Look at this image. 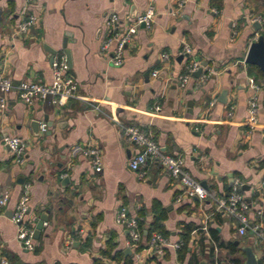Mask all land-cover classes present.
Instances as JSON below:
<instances>
[{"label":"crops","instance_id":"obj_1","mask_svg":"<svg viewBox=\"0 0 264 264\" xmlns=\"http://www.w3.org/2000/svg\"><path fill=\"white\" fill-rule=\"evenodd\" d=\"M256 3L191 0L174 14V0H34L28 6L23 0H0V76L14 85L51 83L52 58L68 51L77 85L75 98L64 107L41 101L27 107L12 91L0 109V197L9 194L0 208V259L12 264H124L101 252L111 242L114 251L132 259V253L125 256L127 231L116 216L125 209L137 217L143 209L148 223L153 210L163 213L167 246L164 256H143L135 264H187L190 254L198 256L199 264H234L235 259L243 264L246 247L264 264V243L250 230L239 235L236 223L216 210L217 200L239 180L248 187H241V193L249 204V225L264 233V78L257 79L256 70L244 62L249 45L264 34V25L258 32L252 27L264 17ZM149 5L156 12L153 26L139 29L122 66H111L100 52L108 35L106 19L115 14L126 24ZM25 9L38 24L14 36ZM185 44L210 75L203 83L191 77L181 88L178 79L189 62L179 55ZM154 70L160 71L157 78L151 75ZM252 96L258 103L254 128L248 125ZM121 126L138 127L152 135L163 154L181 158L182 172L207 191V198L187 197L183 185L156 162L130 171L129 160L140 148L125 139ZM6 136L26 143L24 165L13 162L2 144ZM87 145L102 155L100 173L88 158L72 155L75 147ZM24 185L29 186L28 223L35 229L47 216L32 251L21 247L17 227L7 216ZM187 229V254L180 261ZM175 244H181L178 250Z\"/></svg>","mask_w":264,"mask_h":264},{"label":"built area","instance_id":"obj_2","mask_svg":"<svg viewBox=\"0 0 264 264\" xmlns=\"http://www.w3.org/2000/svg\"><path fill=\"white\" fill-rule=\"evenodd\" d=\"M25 5L31 4L34 0H23ZM191 0H174L175 12L181 11ZM156 18L154 7L148 6L142 13L136 15L129 23H121L115 14H111L105 21V27L108 30L107 37L103 40L100 46V52L108 55V62L113 67H120L124 63V53L127 47L134 44V39L143 26L144 29H150ZM264 17H259L255 22L262 23ZM38 24L37 16L24 12V18L19 21L13 29L14 36H24ZM180 56L189 57L186 73L178 79L181 88H184L192 75L201 70L199 83H203L210 75V70H206L201 62L192 56L191 47L187 44L183 45ZM163 59H167L166 54H162ZM204 71V72H203ZM51 83H44L42 80L23 81L14 85L12 81L4 76H0V109L6 107V96L12 91H16L19 99L27 107L32 106L36 101L47 102L55 107H64L70 100L75 98L76 82L70 75V67L67 60V55L62 53L56 55L51 60ZM152 77L157 78L160 75L159 70L152 72ZM251 88L258 90V87L249 80ZM95 111L100 112V107L93 106ZM232 109V107H231ZM257 98L252 96L248 101V125L254 128L257 123ZM157 112L160 108L155 109ZM125 139L140 148L129 160L128 168L132 172H138L147 164L156 162L164 169L168 175L179 181L184 189L187 197L196 198L203 201L207 198V191L196 181L190 178L186 173L182 172L183 160L178 157L165 155L161 152L160 146L155 142L152 135L144 133L138 127L121 126L120 127ZM47 126L45 123L40 125V132L45 133ZM2 144L9 150L12 160L15 164L22 166L25 164L26 143L18 137L6 136L2 139ZM72 155H81L88 158L91 162L92 169L95 173L102 171V155L100 151L90 145L85 147L77 146L72 150ZM242 183L236 180L230 186V193L226 197H222L216 202V210L218 213L226 215L232 219L238 226L239 235H245L247 231L255 233L256 237L264 243V233L259 226H250L247 218L249 204L241 193ZM264 188V183L262 185ZM9 199V194L5 192L0 197V208L4 207ZM29 186L24 185L22 194L15 210L11 213L10 219L17 227V240L21 247L26 251H32L34 248V228L27 221L29 212ZM116 222L121 225L128 235L127 247L132 253V264L146 257H162L167 246V240L158 233H153L151 238L142 243V235L138 227V219L135 216H129L125 209L118 211ZM46 223L43 224V227ZM206 231V227L202 228ZM140 245H143L142 250H137ZM181 244L173 245L175 250L180 248ZM0 264H12L6 259L1 258Z\"/></svg>","mask_w":264,"mask_h":264},{"label":"trees","instance_id":"obj_3","mask_svg":"<svg viewBox=\"0 0 264 264\" xmlns=\"http://www.w3.org/2000/svg\"><path fill=\"white\" fill-rule=\"evenodd\" d=\"M256 5H257V10L259 9L262 12V14L264 15V0H257ZM251 69L256 70L257 79L258 78L263 79V76H262L261 72L257 69V67L251 66ZM250 74H251V72H250ZM152 214H153V218H152V221L150 223L145 221L146 212L143 209L138 211V214L136 217L138 219L139 230L141 232L142 238L145 241H148L151 238L153 233H159L163 236L166 235V233L164 232V227L162 225V221L164 219L163 213H160V212L157 213L156 210H153ZM189 232H190V229L185 230V234L182 237L183 246L178 251V258L180 261H182L184 259V256L187 254V243L189 241ZM144 233H146V234L144 235ZM211 233L213 234L214 231L211 230ZM127 238H128V235H127ZM142 249H143V245H140L137 250L139 251ZM114 250H115V245L112 244L111 242H109L107 244V248L105 250H103L101 252V254L104 257H106L112 261H121L122 260L124 262V264H132L133 261L131 258H129V257L124 258L123 254L121 252H117ZM233 263L234 264H241V262L237 259H235L233 261ZM187 264H199L198 256L196 254H190V257H189V260L187 261Z\"/></svg>","mask_w":264,"mask_h":264},{"label":"water","instance_id":"obj_4","mask_svg":"<svg viewBox=\"0 0 264 264\" xmlns=\"http://www.w3.org/2000/svg\"><path fill=\"white\" fill-rule=\"evenodd\" d=\"M263 25H264V21L262 23L254 22L252 27L255 31L258 32V31H261ZM141 28H143V26H141ZM66 55H67L68 64H70V57H69L68 51H66ZM244 62L247 65L257 67L259 69V71L261 72L263 78H264V35L263 34H259L256 37L255 41H253L249 45V48H248ZM202 66L205 67L206 64L204 63V64H202ZM200 74H201V70H198L192 75V77L199 78ZM36 124H37V127H39L38 123H36ZM65 182H67V179H65ZM242 189L247 190L248 187L243 186ZM7 216L10 217L11 213H8ZM46 221H47V216H46V214H43L35 226L34 235H33L34 239H38L40 232L43 229V224ZM145 234L146 233H144V235ZM241 251L245 257V261L243 264H259V259L253 253L251 248H249V247L242 248ZM125 256H131V251L129 249H127L125 251ZM200 264H204V263L202 262Z\"/></svg>","mask_w":264,"mask_h":264}]
</instances>
